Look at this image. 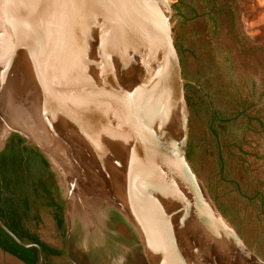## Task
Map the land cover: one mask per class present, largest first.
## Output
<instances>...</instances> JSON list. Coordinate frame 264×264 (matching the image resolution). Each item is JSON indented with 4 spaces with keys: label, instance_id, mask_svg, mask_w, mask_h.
Wrapping results in <instances>:
<instances>
[{
    "label": "rangeland",
    "instance_id": "374dc122",
    "mask_svg": "<svg viewBox=\"0 0 264 264\" xmlns=\"http://www.w3.org/2000/svg\"><path fill=\"white\" fill-rule=\"evenodd\" d=\"M168 2L187 103V160L243 243L264 261V0ZM41 114L44 120L42 104ZM16 135L10 132L0 158H16L17 184L10 182L9 192L30 230L55 249L45 264H148L138 233L114 207L102 206L98 238L88 239L78 220L67 235L48 199L50 191L64 200L58 171L26 138L27 148L19 146ZM0 264L24 263L0 248Z\"/></svg>",
    "mask_w": 264,
    "mask_h": 264
},
{
    "label": "water",
    "instance_id": "95a60500",
    "mask_svg": "<svg viewBox=\"0 0 264 264\" xmlns=\"http://www.w3.org/2000/svg\"><path fill=\"white\" fill-rule=\"evenodd\" d=\"M107 1V10L116 15L124 31L132 33L136 27L155 54L153 65L143 72L134 90L106 78L104 63H110L113 57L109 44V38L114 34L111 25L99 30L100 80L73 84L65 79L62 60L73 51L77 35L76 0H38L26 16L17 11L20 0H0V32L6 33L12 25L23 34L44 98L73 116L82 127L89 120L104 117V107L115 111L126 144L124 197L133 221L116 209L138 233L148 264H264L219 211L187 160V103L171 34L169 2L163 10L155 0ZM119 34L118 43L123 45ZM168 84L177 86L180 137L167 126L164 101L158 112H151L148 107L151 100L162 95ZM10 132L26 138L53 161L40 144L18 128H10L5 133L0 150ZM83 135L97 150L98 144L93 137L86 130ZM67 198L65 194L63 209L68 235L71 220L67 214ZM187 215L200 222L218 254L211 251L212 246L198 243L199 239L195 237L191 238L194 241L190 242L189 251H184L178 231ZM0 227L21 246L39 248L35 243L20 240L1 219ZM197 248L203 251H196Z\"/></svg>",
    "mask_w": 264,
    "mask_h": 264
},
{
    "label": "bare ground",
    "instance_id": "6f19581e",
    "mask_svg": "<svg viewBox=\"0 0 264 264\" xmlns=\"http://www.w3.org/2000/svg\"><path fill=\"white\" fill-rule=\"evenodd\" d=\"M155 1L166 10L168 0ZM37 2L20 0L17 11L26 16ZM107 7V0H76L77 35L73 51L62 60L64 76L73 84L100 80L99 30L111 25L114 34L109 44L113 57L110 63H104L106 78L134 90L143 72L153 65L155 54L136 27L132 33H126ZM118 34L123 45L118 43ZM0 51V144L10 128H18L44 148L56 165L68 196V217L80 222L88 239L98 238L102 230L103 205L118 208L133 221L124 197L126 144L115 111L104 107V117L89 120L82 127L73 116L44 98L26 39L16 27L10 25L6 33L0 32ZM163 101L167 105V126L180 137L181 109L176 85L168 84L162 95L148 103L151 112H158ZM83 130L97 142V150L84 137ZM178 232L184 251H189L195 237L198 243L212 246L211 251L219 253L200 222L189 215L183 217Z\"/></svg>",
    "mask_w": 264,
    "mask_h": 264
},
{
    "label": "trees",
    "instance_id": "16d2710c",
    "mask_svg": "<svg viewBox=\"0 0 264 264\" xmlns=\"http://www.w3.org/2000/svg\"><path fill=\"white\" fill-rule=\"evenodd\" d=\"M19 143L23 142V138L16 135ZM27 148L26 146L24 149ZM15 157L14 155H7L0 158V219L4 225L11 230L20 240L26 243H35L37 245L42 244L36 236L30 234L24 229V225L21 223L24 219L20 212L19 203L16 201L9 192V184L13 182L17 184L15 170ZM45 167H47L46 161L43 160ZM26 206V202L24 203ZM61 206V205H60ZM0 248L16 257L24 264H38L39 252L36 246L23 247L14 241L5 231L0 227ZM45 254L48 251H43ZM46 259L43 264H45Z\"/></svg>",
    "mask_w": 264,
    "mask_h": 264
},
{
    "label": "flooded vegetation",
    "instance_id": "af4514ba",
    "mask_svg": "<svg viewBox=\"0 0 264 264\" xmlns=\"http://www.w3.org/2000/svg\"><path fill=\"white\" fill-rule=\"evenodd\" d=\"M19 146H21L22 148H24L26 145H24V141L19 143ZM50 174V172H49ZM48 199H49V205L53 208H55V221H56V224L60 225V224H63L65 223V216H64V209H63V202L61 200H59V198L57 197V199H55L53 197V193H51L49 191V196H48ZM61 205V206H60ZM23 225H24V229L29 232L30 234H33L34 236H36V238L42 242V244H39V248L38 249V254H39V260H38V264H43L45 259L47 258V254H45L43 251H55L54 248L52 247H49L46 245V243L38 236V234H35L33 233L30 228L26 225V221H22L21 222ZM40 251H41V254H42V262H40ZM64 251L67 253V251H69V245L68 244H65V247H64ZM67 257H68V253H67ZM73 264H76L75 262L71 261Z\"/></svg>",
    "mask_w": 264,
    "mask_h": 264
}]
</instances>
